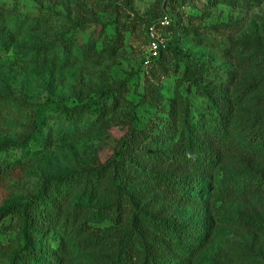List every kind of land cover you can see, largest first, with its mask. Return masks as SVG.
Wrapping results in <instances>:
<instances>
[{
    "label": "rangeland",
    "instance_id": "obj_1",
    "mask_svg": "<svg viewBox=\"0 0 264 264\" xmlns=\"http://www.w3.org/2000/svg\"><path fill=\"white\" fill-rule=\"evenodd\" d=\"M247 85L229 121L241 137L243 118L264 111L252 97L264 93V0H0V142L26 135L36 111L41 122L36 138L1 152L11 164L0 177V207L35 194L50 175L107 163L131 115L165 153L134 159L126 178L95 189L75 220L49 222L39 256L26 264H110L117 253L136 259L138 246L150 244L161 264H264V190L221 186L229 174L264 168V148L237 153L227 130L217 135L212 119L197 115L207 92L236 97ZM100 98L103 115L72 122L62 110ZM184 130L192 142L200 131L219 153L212 166L195 169L201 150L180 142ZM147 171L178 174L182 188L169 193ZM78 200L75 188L62 209ZM158 218L179 222L185 235L193 226L198 243L168 244ZM4 221L0 264H23L18 215Z\"/></svg>",
    "mask_w": 264,
    "mask_h": 264
},
{
    "label": "trees",
    "instance_id": "obj_2",
    "mask_svg": "<svg viewBox=\"0 0 264 264\" xmlns=\"http://www.w3.org/2000/svg\"><path fill=\"white\" fill-rule=\"evenodd\" d=\"M231 1V0H230ZM170 27V23L165 24ZM163 48H159V52L156 55L158 58L162 54ZM164 56V55H163ZM162 55L160 58L163 57ZM54 59V56L52 55ZM160 64V62H159ZM161 71L165 72L167 70L164 64H160ZM251 91V86L247 85L241 89V92L236 97H225L223 95H212L207 92V101L203 108L197 112L199 119L204 117H210L213 121L212 129L217 135L224 130H227V141L226 144L229 148L233 149L237 153L243 151H253V149H258L259 147L264 148V111H260L253 116H246L243 118V123L237 127L238 132L242 134V137L236 134L235 130L229 129V121L232 119L235 113V103L238 102V98L244 96ZM110 95V94H108ZM256 96L255 101L258 104H264V93L254 94L252 97ZM106 99H93L87 101L80 105L75 106H64L62 107L63 112L66 117L72 121L77 122L81 120L83 114L86 117L98 116L105 113ZM38 111L35 112L31 120V128L28 133L24 135L19 140H3L0 142V177L4 172L5 168H10L11 161L7 158L1 157V152L4 149H10L15 147H20L28 144L32 137L36 136V131L41 125L40 119L38 118ZM161 118V116L159 117ZM185 121L189 122L190 116L185 117ZM131 125L126 136H124L118 143L114 153L109 158L107 163L97 167H90L77 171H67L59 174H53L48 176L39 186V190L29 196L26 199L15 201L13 203H7L6 205L0 207V231L5 230L6 223L4 219L8 215H18V220L21 225V230L23 232L24 244L23 248L18 254L21 255L20 262L26 264L32 262L38 257L40 253V246L42 241V234L44 228L50 226L49 222L55 224L60 221L61 217L64 216V222H70V220H75V214L82 207L83 201L91 196L93 191L100 186L104 185L106 188L113 187L116 183H120V179L126 178V171L131 169L130 164L134 159H139L142 156L146 158H164L165 154L153 146V143L146 142L148 134L141 133L140 126L137 125L136 120L131 115L130 117ZM164 124L161 131L157 134H150L152 140H156L160 134L166 133L167 129L172 127L169 124ZM190 124V123H189ZM227 125V126H226ZM199 129V127H197ZM184 130L181 132L180 142L183 144H190L191 147L197 148L200 154L195 160L196 170L200 168H207L213 165L215 161L219 158V153L209 147L206 143L201 141L202 134L198 131L200 138L195 139L194 142L190 140L188 132ZM230 132V133H229ZM225 136L226 135H222ZM149 137V136H148ZM195 150V149H194ZM136 166V165H135ZM139 170V169H137ZM110 172V174H108ZM142 174L147 177H151L152 180L159 184L165 185L169 189V193L177 190L184 182V179L175 173H153L152 171L143 172ZM197 178L195 174L193 180ZM234 184H240L242 191L248 193H257L264 190V168L252 169L250 171L244 172L240 171L237 174H229L225 176V180L221 183L223 188L230 190L234 187ZM79 190V200L76 205L72 208L63 210L62 202L70 198L73 189ZM117 190L118 187H116ZM121 195V191H120ZM246 221L248 219L243 217ZM166 221H161L160 218L154 220V224L159 228H162L163 233L167 236L169 240H166L168 244L178 245L182 247H187L196 245L197 238L194 236V227L188 226L189 230L187 235L184 231L179 230V222L174 221L172 218L165 219ZM162 225V226H161ZM184 228H187L186 226ZM136 237L132 240L135 242ZM184 244H188L187 246ZM138 246V245H137ZM154 244H150L145 249L139 248L138 246V256L133 259L132 254L129 253L128 257H123L121 253L112 259L110 264H161L164 260L163 257L157 253V251H152ZM142 252L143 254H140ZM16 261V258L13 261Z\"/></svg>",
    "mask_w": 264,
    "mask_h": 264
},
{
    "label": "built area",
    "instance_id": "obj_3",
    "mask_svg": "<svg viewBox=\"0 0 264 264\" xmlns=\"http://www.w3.org/2000/svg\"><path fill=\"white\" fill-rule=\"evenodd\" d=\"M161 21L164 24L170 23V19H169V17L167 15H165L164 17H162V20ZM159 48L160 47H159V41H158V39L156 37H153L152 40H151V50H152L153 54L157 55L158 52H159V50H158ZM148 61H149V59H146V62H148Z\"/></svg>",
    "mask_w": 264,
    "mask_h": 264
}]
</instances>
